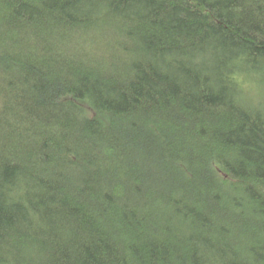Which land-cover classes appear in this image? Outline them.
Segmentation results:
<instances>
[{
    "label": "trees",
    "instance_id": "16d2710c",
    "mask_svg": "<svg viewBox=\"0 0 264 264\" xmlns=\"http://www.w3.org/2000/svg\"><path fill=\"white\" fill-rule=\"evenodd\" d=\"M0 264H264V0H0Z\"/></svg>",
    "mask_w": 264,
    "mask_h": 264
}]
</instances>
